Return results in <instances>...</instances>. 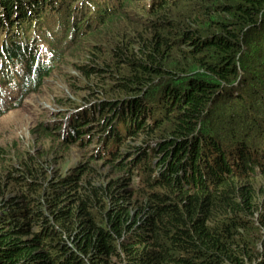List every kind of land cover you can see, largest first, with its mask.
I'll return each mask as SVG.
<instances>
[{
  "label": "trees",
  "instance_id": "16d2710c",
  "mask_svg": "<svg viewBox=\"0 0 264 264\" xmlns=\"http://www.w3.org/2000/svg\"><path fill=\"white\" fill-rule=\"evenodd\" d=\"M18 1L0 0V20ZM89 32L104 40L83 46L87 95L138 119L107 161L118 176L80 164L52 179L35 155L9 158L0 264H264V0H126ZM156 88L149 123L135 97Z\"/></svg>",
  "mask_w": 264,
  "mask_h": 264
},
{
  "label": "rangeland",
  "instance_id": "374dc122",
  "mask_svg": "<svg viewBox=\"0 0 264 264\" xmlns=\"http://www.w3.org/2000/svg\"><path fill=\"white\" fill-rule=\"evenodd\" d=\"M122 6H126V0L123 1ZM172 10L185 13L184 10L177 8H172ZM138 13L142 15L140 10H138ZM134 17L136 18V13ZM84 34L85 36L80 43L77 42V35L74 45L61 56L60 64L56 65V68L52 70L48 77L43 78L40 86L35 87L21 101L16 102H20L19 104L14 103L0 111V149L3 150L6 158L5 163L1 162L3 167H0V173L3 170L2 168L11 163L9 158H12L14 163L24 157L35 155L52 179L65 177L70 172L78 170L80 164L92 166L104 179L118 176V173L107 163L108 160H94L91 158L90 150L95 147V142H91L89 146L83 143L86 137H98L102 140L118 121L117 113L121 110L124 112L126 109V104H117L111 108L103 105L99 102L100 99L104 98L98 94L100 92H94L92 96L87 95L90 92V84L97 83V79L91 76V79L87 80L80 73L79 66L83 61L86 62L87 57L85 53L86 46H83L86 40L92 42L94 40L103 41L104 39L100 36L93 38L92 35L90 36V32ZM79 49V53L75 52ZM78 113L86 116L83 122L78 123V126H82L77 129L79 134L76 137H79V139L77 141L71 140L74 137L72 135L70 138L67 135L68 130L64 136H61L64 129L60 126L57 127L59 121H56L55 118L61 115H68L70 118L71 115H77ZM108 113H111L112 117H107ZM49 114L53 117H50ZM60 118L62 117H59L58 120H61ZM69 118L67 127L72 129ZM50 121L52 127L48 125ZM252 126L255 128V138L264 137V135L259 134L257 124L252 123ZM202 127L205 128L203 129L204 133L209 131L206 129L205 124ZM246 127L249 128L250 125L248 124ZM261 130L264 132V125L261 126ZM237 136L246 139L250 136V133H238ZM117 140L120 141V137H117ZM139 141L137 140L136 143L139 144ZM130 142L131 139L124 143L121 150L126 151L127 144H130ZM222 149L224 150V147ZM134 154L135 152H129L127 157ZM104 179L100 178L99 180L103 181ZM260 184L261 186H259ZM252 188L256 194V201L260 202L263 196L261 193L264 191V184L257 179V183H253ZM12 189L14 190V188Z\"/></svg>",
  "mask_w": 264,
  "mask_h": 264
},
{
  "label": "clouds",
  "instance_id": "9594fccd",
  "mask_svg": "<svg viewBox=\"0 0 264 264\" xmlns=\"http://www.w3.org/2000/svg\"><path fill=\"white\" fill-rule=\"evenodd\" d=\"M29 1L31 0H20V2L19 1L16 2V5H13V8L8 11V14L10 13V11H12L15 14H17V16L19 17H25V14L29 9L36 8L37 6V3H35L34 1L31 2V4H29L28 6ZM79 1L80 0H74L73 3L76 4ZM123 1L124 0H104V2H102L101 4L102 9L97 11V14H98L97 20L92 21V17L87 15L82 18L80 22L81 27L72 28L73 34L71 36L60 37L62 39L58 42L60 46L58 50V55L53 57L55 64L50 69L45 70L43 69L44 67H41L39 70H37V72L29 79L27 83V87L29 89L28 93L32 92V90L35 87H37V84H35V82L38 81V79L40 78V73H42L41 72L42 69L45 72H48V71L52 72V70L56 68V65L58 63L60 64L61 56L64 55V53L66 52L68 48L74 45V40H76V37L78 34H81L83 36L85 32H89V30L99 25L104 15L110 14L112 12L119 10V8L123 4ZM165 1H168V0H145V3H146V7L150 9L152 4L156 6ZM170 1H173V2L177 1L178 3H181L184 0H170ZM25 6H27L26 9H25ZM64 12H65V9L61 8V13H64ZM72 13L73 12L69 13L68 18L71 17ZM26 18H28V16H26ZM64 30H67V29L64 28ZM80 38L81 36L78 35L77 42L79 41ZM32 81H34V84H31ZM135 98L141 100L142 105H143L142 108L145 109V115L147 116L148 122L150 123L151 121H153L155 115L158 112L157 101L159 98V94L157 93V88L152 91H146L145 93L142 92L140 95H137ZM99 102L102 103V101H99ZM19 103L20 102L16 104H19ZM122 112L123 110L117 113L118 121L114 124L112 129L109 130L108 135L103 137L102 140H100L98 137H94V138L86 137V139L83 140V143L86 146H89L91 142L96 143L95 147L90 150V154L94 156L95 158L103 157L104 160H109V158H111V156L113 155H119L120 153L125 154V151L121 150L122 146L124 143L128 141L130 131H132L136 127L138 119L135 116L134 117L129 116V114L125 115V111L123 113ZM49 116L53 117V115L51 114H49ZM59 117H62L60 118L61 120H58ZM107 117L109 118L112 117V114L108 113ZM68 118H69L68 115H65V116L61 115V116L56 117L55 118L57 119L56 121H59L57 127L60 126L62 129H64V133H62L63 135L61 136H64L65 132L68 130L67 135L70 138L72 135L73 137H75L76 135L79 134V130L77 129L82 127V126H78V123L83 122L86 119V116L82 113H78L77 115H71L69 118V123L73 127L72 129L67 127ZM48 123H49L48 125L52 127L51 126L52 122L50 121ZM117 137H120V141L117 140ZM152 146H154L153 143H152Z\"/></svg>",
  "mask_w": 264,
  "mask_h": 264
},
{
  "label": "bare ground",
  "instance_id": "6f19581e",
  "mask_svg": "<svg viewBox=\"0 0 264 264\" xmlns=\"http://www.w3.org/2000/svg\"><path fill=\"white\" fill-rule=\"evenodd\" d=\"M101 101V100H100Z\"/></svg>",
  "mask_w": 264,
  "mask_h": 264
}]
</instances>
